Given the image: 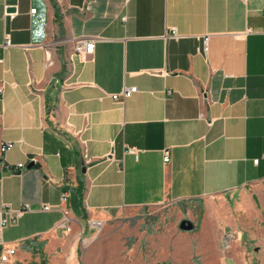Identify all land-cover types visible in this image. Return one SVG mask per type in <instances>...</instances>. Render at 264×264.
Returning a JSON list of instances; mask_svg holds the SVG:
<instances>
[{
    "label": "crops",
    "instance_id": "1",
    "mask_svg": "<svg viewBox=\"0 0 264 264\" xmlns=\"http://www.w3.org/2000/svg\"><path fill=\"white\" fill-rule=\"evenodd\" d=\"M7 141L5 264H264V0H0ZM168 205L176 229L98 227Z\"/></svg>",
    "mask_w": 264,
    "mask_h": 264
},
{
    "label": "built area",
    "instance_id": "2",
    "mask_svg": "<svg viewBox=\"0 0 264 264\" xmlns=\"http://www.w3.org/2000/svg\"><path fill=\"white\" fill-rule=\"evenodd\" d=\"M30 11L32 12V14L36 13V10L30 9ZM7 15H10L11 13H6ZM173 32V34L177 35V31H175V28H173L171 30ZM94 40L93 38L91 39H86L85 37H82L81 39H79L78 41H76L75 44V55L76 57L80 58L81 60L83 58H88L91 57L92 54L94 53ZM204 43H205V48L207 49V38H204ZM8 44V43H7ZM138 90V86H132V87H124V90L120 93H111V97L113 98V100L116 101H120V99H124V97H128L130 96L132 93L137 92ZM13 147V144H11L9 141H7L6 143H3L0 147V153H4L6 152L8 149H11ZM128 151L130 152H134V150L129 149ZM80 153L82 154L83 157V162L86 164L87 162L91 161V157L90 155L86 152V149L81 146L80 147ZM169 151L165 152V156L163 157V161L166 162L169 160ZM258 159H255L254 162L258 163ZM16 167L19 168L21 170V168H25V164H23V162L16 164ZM61 200L58 204V207L61 208L62 210V217L60 219V225L59 228L60 229H65V231H69L70 230V209L67 208V202L68 199L70 197V194L67 191H62L61 192ZM41 209L43 210H49L51 209V205H42ZM3 210L5 211L4 213L6 214V216L1 220V223L3 224V226L6 225H10V223L15 224L17 222V220L21 217V215H23L24 212L31 210L29 208V206L27 204H23V206L17 210H11V208L8 207H4ZM224 247L228 246V241L224 240ZM1 253H0V264H5L9 258L12 256V254H16V249L11 245V246H3L1 248Z\"/></svg>",
    "mask_w": 264,
    "mask_h": 264
},
{
    "label": "rangeland",
    "instance_id": "3",
    "mask_svg": "<svg viewBox=\"0 0 264 264\" xmlns=\"http://www.w3.org/2000/svg\"><path fill=\"white\" fill-rule=\"evenodd\" d=\"M171 209L170 205L162 207L155 206V208L151 209L146 208L135 218H116L109 221L107 224H103V226L98 227H105L106 229L118 227V229L121 230L130 228L143 230L144 228L151 231L156 227L169 228V226H171V228L174 227L176 229L174 222L175 216H173L174 213ZM173 222L174 224H172Z\"/></svg>",
    "mask_w": 264,
    "mask_h": 264
},
{
    "label": "water",
    "instance_id": "4",
    "mask_svg": "<svg viewBox=\"0 0 264 264\" xmlns=\"http://www.w3.org/2000/svg\"><path fill=\"white\" fill-rule=\"evenodd\" d=\"M32 165V163L30 162L29 164H27V167H30ZM193 223L192 221L188 220V219H182V221L179 223V229H185V231H191L193 230Z\"/></svg>",
    "mask_w": 264,
    "mask_h": 264
},
{
    "label": "trees",
    "instance_id": "5",
    "mask_svg": "<svg viewBox=\"0 0 264 264\" xmlns=\"http://www.w3.org/2000/svg\"><path fill=\"white\" fill-rule=\"evenodd\" d=\"M157 264H160V263H157Z\"/></svg>",
    "mask_w": 264,
    "mask_h": 264
}]
</instances>
